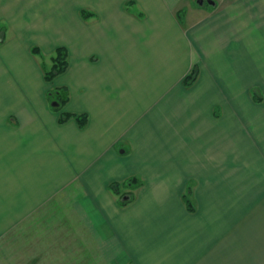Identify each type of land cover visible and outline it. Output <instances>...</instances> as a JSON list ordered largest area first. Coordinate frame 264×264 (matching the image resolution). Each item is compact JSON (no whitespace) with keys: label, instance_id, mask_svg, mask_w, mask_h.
Wrapping results in <instances>:
<instances>
[{"label":"crops","instance_id":"1","mask_svg":"<svg viewBox=\"0 0 264 264\" xmlns=\"http://www.w3.org/2000/svg\"><path fill=\"white\" fill-rule=\"evenodd\" d=\"M212 1L0 0V264H53L31 252L63 249L45 218L82 220L85 263L264 264V0ZM58 48L83 128L46 99Z\"/></svg>","mask_w":264,"mask_h":264},{"label":"rangeland","instance_id":"2","mask_svg":"<svg viewBox=\"0 0 264 264\" xmlns=\"http://www.w3.org/2000/svg\"><path fill=\"white\" fill-rule=\"evenodd\" d=\"M207 0H205L206 2ZM196 4V1H195ZM204 7L208 8V4L207 2L204 3ZM68 7H64V9H62L61 13L65 14L60 16V19L66 18L68 15H66V12H68ZM70 11V10H69ZM60 19H53V24L51 26H44V33L46 35L49 36H54V37H62L63 39H66V31H67V20H60ZM6 27L3 22L0 21V38L2 37L3 32L5 31ZM254 33L260 37L262 34L264 35V28L262 27L261 31H254ZM7 38H8V34ZM52 43V42H50ZM260 43L262 44V50H261V45L260 47H258L259 52H261V58L260 60L258 59H253V68L251 70V73H253L252 75L250 74V78L247 77V81L248 82H260L264 84V46H263V40L260 41ZM259 44V42H256V45ZM51 47V46H48ZM41 56H40V60H41V65L43 67L44 70L46 71H50L51 69V57L54 56V51H49V53H46V51L41 52ZM260 63L261 67H257L255 64L256 63ZM60 76L55 77L53 80H51L50 82H48V86H47V93H46V99L49 103V107L51 108L52 111L55 112H59L61 113L62 111V115L66 114L65 112V103H67V98L68 95L66 94L65 91H63L62 89L59 88V84H60ZM259 87V86H258ZM250 97L254 100H258L260 98L264 97V94L261 90L259 89H252L250 91ZM258 103V102H257ZM57 105V106H53V105ZM215 116L216 115H221V108L217 107L215 108ZM243 107H240L237 111H240V113H242L243 111ZM250 111L255 112L256 110H254V107L250 108ZM222 126V125H221ZM120 193H122L125 197L129 198V193L131 192L129 190L128 187H120L119 188ZM120 198V197H119ZM55 226H51L49 224V219L45 218V228H44V238L45 240H47V242L52 241V234L51 231L54 228L55 231L58 230L60 235H59V240L60 243L63 247V249L61 248L59 250V255L58 257H55V255L53 256V254H55V252H52V250H48V249H39V250H35L33 248V250H31L32 253H34L33 258H43V259H47L50 257H53V264H98V262H92V263H85V259H88L90 257H92L91 255V251L89 250H84V249H76V250H68L67 247L69 246V243H71V241H74L76 239V246H81L83 245V239H84V226H83V222L81 219L79 218H66L64 220H61L60 224L56 227L57 224H54ZM37 236L42 237V235H40V233H38V231H36V229H33V232L29 233L28 237H32L33 240L35 238H37ZM48 237V238H47ZM47 238V239H46ZM87 240V239H86ZM36 241V240H35ZM35 243V242H34ZM33 245V244H32ZM14 252V251H13ZM30 252V251H29ZM98 252V251H97ZM17 253L19 254V251H17ZM13 254V253H12ZM15 255V256H18ZM55 257V258H54ZM75 257V261L73 260V258ZM16 258V257H14ZM58 259V260H56ZM15 260V259H14ZM51 262V260L49 261ZM75 262V263H74ZM14 263V261H13ZM15 264V263H14Z\"/></svg>","mask_w":264,"mask_h":264},{"label":"trees","instance_id":"3","mask_svg":"<svg viewBox=\"0 0 264 264\" xmlns=\"http://www.w3.org/2000/svg\"><path fill=\"white\" fill-rule=\"evenodd\" d=\"M66 69H67V52L64 48H58L56 49L55 56L53 57V66L51 70L48 73H45V81L50 82L55 77L61 75ZM193 78L194 75L191 76L190 82L194 80ZM72 118L76 120L80 128H83L87 121V117L85 115H74V114L66 113L60 117L59 122L62 123ZM132 182H134L135 184L132 185ZM128 183L134 187L140 184L137 179H131L128 181ZM111 187L113 189L118 188V186L116 185H112Z\"/></svg>","mask_w":264,"mask_h":264},{"label":"water","instance_id":"4","mask_svg":"<svg viewBox=\"0 0 264 264\" xmlns=\"http://www.w3.org/2000/svg\"><path fill=\"white\" fill-rule=\"evenodd\" d=\"M206 2L210 6L214 5V2L212 0H207ZM197 4L202 6L204 4V0H197ZM53 106H57V105L54 104ZM123 200H128V197L123 198Z\"/></svg>","mask_w":264,"mask_h":264}]
</instances>
